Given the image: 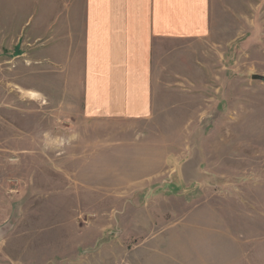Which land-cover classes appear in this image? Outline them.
Returning <instances> with one entry per match:
<instances>
[{
	"label": "rangeland",
	"instance_id": "374dc122",
	"mask_svg": "<svg viewBox=\"0 0 264 264\" xmlns=\"http://www.w3.org/2000/svg\"><path fill=\"white\" fill-rule=\"evenodd\" d=\"M196 2L153 117L90 124L51 0H0V264H264V0Z\"/></svg>",
	"mask_w": 264,
	"mask_h": 264
},
{
	"label": "crops",
	"instance_id": "0c3cea01",
	"mask_svg": "<svg viewBox=\"0 0 264 264\" xmlns=\"http://www.w3.org/2000/svg\"><path fill=\"white\" fill-rule=\"evenodd\" d=\"M196 10V0H51V61L57 71L81 73L76 119L150 120L173 52L203 38Z\"/></svg>",
	"mask_w": 264,
	"mask_h": 264
},
{
	"label": "water",
	"instance_id": "95a60500",
	"mask_svg": "<svg viewBox=\"0 0 264 264\" xmlns=\"http://www.w3.org/2000/svg\"><path fill=\"white\" fill-rule=\"evenodd\" d=\"M253 80H257V79H259V77H257V76H252L251 77Z\"/></svg>",
	"mask_w": 264,
	"mask_h": 264
}]
</instances>
